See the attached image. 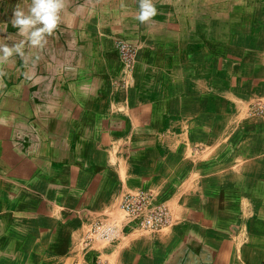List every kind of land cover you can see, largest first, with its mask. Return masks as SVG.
Returning a JSON list of instances; mask_svg holds the SVG:
<instances>
[{
  "label": "crops",
  "instance_id": "obj_1",
  "mask_svg": "<svg viewBox=\"0 0 264 264\" xmlns=\"http://www.w3.org/2000/svg\"><path fill=\"white\" fill-rule=\"evenodd\" d=\"M153 3L157 15L141 24L139 0H66L58 28L38 48L12 24L13 12H27L31 0H0V47L25 41L23 57L14 53L0 64V135L27 137L13 144L25 147L22 154L36 150L26 161L28 175L20 156L7 161L14 166L6 165L5 174L34 191L30 202L39 193L51 203L53 236L70 227L67 215L57 213L75 202L87 210L85 220L129 188L154 189L170 205L173 224L150 233L123 221L120 235L98 250L104 255L85 253L91 264L96 254L101 264H264V114L246 107L264 86V0ZM115 37L139 41L140 51L153 53L149 61L165 69L158 82L150 81L151 70H136V92L143 95L129 88L122 108L125 92H117L119 112L106 105L103 84L117 63L108 54ZM203 52L211 67L202 79ZM197 76L203 81L196 86ZM160 130L165 133L155 135ZM192 143L207 145L208 153L202 158L206 151H191ZM33 207L46 217L42 201ZM32 224L24 231L33 236L28 249L37 242L39 253L53 256L65 245L64 238L41 239L35 226L41 224Z\"/></svg>",
  "mask_w": 264,
  "mask_h": 264
},
{
  "label": "rangeland",
  "instance_id": "obj_2",
  "mask_svg": "<svg viewBox=\"0 0 264 264\" xmlns=\"http://www.w3.org/2000/svg\"><path fill=\"white\" fill-rule=\"evenodd\" d=\"M113 47L115 50L108 54H111L112 56L111 58L115 59L117 63L113 64L114 66L109 67L108 73L106 74L104 73L106 79L103 82V84L105 86L106 98L110 97L108 98V101H106V105L111 107L113 111L119 112L118 110L122 109L123 107L125 108L127 107V105H129L128 97L126 96V92L128 93V89L132 88L131 91L133 90L135 93H137L136 91L139 92L140 88L135 87V86L140 78L136 77L135 73H138V72L143 73L148 70H151L153 74H155V76L152 79L150 78V81L158 82L159 80L162 79L160 77L161 71L165 69H160L161 67L159 65L160 62L158 61L153 62L152 60L149 61L148 56L153 55V53L140 51L139 41L136 42V40H134L133 38L115 37L113 40ZM183 62L187 63L185 61ZM200 63H201V66L204 67V69L202 72H200L201 74L199 75L200 77H202V79L204 78L205 75H206L205 77L207 78L208 77L207 73L209 69L208 64L211 63L209 61L207 53L203 52V55L200 58ZM210 67H211V64H210ZM136 70H139V71L136 72ZM197 77L199 79L196 83V86L199 84L200 81H203V80H200L199 76ZM190 79L192 82L191 76H190ZM261 85L262 86L257 88L258 95H255V94L250 95V98L247 101V106H246L247 113H250L253 115L264 114V90H263L264 86H263V83ZM138 86H139V83H138ZM121 90L125 92L124 96H122L120 100L121 103H123L122 108L118 104L119 103L118 98H115V96H117L116 93L120 92ZM135 95L142 96L143 94L137 93ZM202 95H204L202 98L205 100L206 94L203 93ZM200 101H203V100H200ZM162 130L157 131L155 135L161 136L163 133H165ZM26 138L27 137H24V138L23 137L22 138L11 137L10 138V137L5 136L4 134L0 135V174L4 175V176L0 175V232H1L0 233V264H26L27 262L31 260L33 262L35 260V259L33 260V258L36 256L40 257V256H45V255L52 257V259L49 257H47L49 259H44V260L38 258L37 260L39 262L40 260H42L43 263L41 262V264H77L80 260L85 258V253L88 250L93 249V250L98 251L100 250L101 247H103L106 243H108V242H92L88 246H85V247L81 246L80 244L81 237L92 220H108L110 218H113L117 220L118 227H120V224L123 221L129 220V218L123 213V211H121L118 208V202H117V203L109 204L108 206L104 207L102 211L96 210L95 214H93L87 220H85L82 216V213L83 212L85 213L87 210L84 209L83 212H81L82 208L81 209L76 208V204H75L76 202H75L73 205V208H71L70 210L63 211L62 214L57 213L58 214L57 217H60V219L62 218L61 216L67 215V218L70 219V224H71L70 227H68V229L60 228L62 230L61 231L62 235L56 234L53 236V234L51 233V230L50 231L48 230L49 221L54 220L56 218V217H52L51 215H49L50 214L49 210L52 209V207H50L51 203L46 202V200L44 202L43 201L44 199L40 196L39 193H35L34 201L30 202L27 199L28 193L30 192L34 193V191L31 190V188L26 184H23V186L20 185V182L14 180L10 176V174L8 176L5 174L6 165H7V168L14 166L13 164H11L12 162L8 163L7 161L8 160L15 161L13 158H17L18 156H20L18 159H21L25 162L24 164H18V166L22 167L23 176L24 174L28 175V173L30 172L32 168V162L30 161V163H27L26 161L33 160V157L36 156V150L35 151L31 150V151H28L22 154V152L26 149L25 147L20 148L21 147L20 144L27 143ZM126 139L127 137L125 138V140ZM9 141H11L10 144L12 145L10 147H7L6 144ZM16 143H20L18 147L13 146V144H16ZM206 147L207 145H204V144H200V143L193 144L192 143V145L189 148L191 151L192 150L195 151V153L197 152L203 153L204 151H206ZM17 152H19L20 155H16ZM10 153H13V155L10 156ZM207 153L208 151L201 154L202 158ZM49 181L50 179L48 178L42 179L41 187L44 186L43 183H47ZM63 181L65 180H62L61 183H63ZM17 182L19 183V185ZM79 185H80L79 182H73V190L78 189ZM62 186H65V185H62ZM32 188H34V184H32ZM136 188H129V189L121 191L118 196V201L123 192L128 191V190L129 191L134 190ZM76 194L80 196V190L76 191ZM36 201L37 202L42 201V206L46 213V217L40 218L38 214L34 213L33 209L35 207H33V205L34 203H36ZM163 201L165 202V200ZM165 204L167 205L170 211V214H171V221L169 224L165 226H170L171 224L175 222V220L172 215L170 205L167 204L166 202ZM61 209H62V206H61ZM76 212L79 214V216H74ZM49 216H51L52 218H50ZM82 218H83V221L81 222ZM33 222L34 223L37 222L38 224H41V225H35L37 226V229L40 228L42 230L41 235H40L41 239L49 235L51 236L50 239H54L56 241H63V238L64 240L67 239V241L65 240L66 243L63 247H60L57 250H55L56 252H53L54 253L53 256L57 255L55 256L57 261L54 260V257L51 256V254H48V253L41 254L42 252L39 253L37 251L38 250L37 242H31L30 247H29L30 249L26 247L27 240H30V239L32 240L33 236L24 234V231L27 232L29 230H32ZM45 222H48V224H46ZM79 222H81L80 224L81 227L79 228V230L74 231L73 233L72 232L73 228L76 227L79 224ZM163 228L166 229L167 227L163 226L159 228L158 230H153V231H149L146 229H142V230L149 231L150 233H152L155 231H159ZM45 229L48 231L46 232ZM19 232H21V234ZM117 235H120V234H117ZM36 236L38 237V234L35 235L34 237ZM69 240L71 241L68 245ZM23 244L25 245L26 249L23 248L24 246ZM44 246H45L44 251L46 252L50 251L48 249L49 244H46ZM98 253H100V251H98ZM97 255L99 254H96V256ZM100 255L102 256L104 254L100 253ZM96 256L94 258V261L96 259ZM97 258L99 259V256H97Z\"/></svg>",
  "mask_w": 264,
  "mask_h": 264
},
{
  "label": "built area",
  "instance_id": "obj_3",
  "mask_svg": "<svg viewBox=\"0 0 264 264\" xmlns=\"http://www.w3.org/2000/svg\"><path fill=\"white\" fill-rule=\"evenodd\" d=\"M118 208L135 223L136 226L149 231L158 230L171 221L170 211L158 193L151 188L138 187L121 194ZM116 219L92 220L83 233L80 244L88 246L92 242H109L118 234ZM97 264H101L98 258ZM77 264H91L82 259Z\"/></svg>",
  "mask_w": 264,
  "mask_h": 264
},
{
  "label": "clouds",
  "instance_id": "obj_4",
  "mask_svg": "<svg viewBox=\"0 0 264 264\" xmlns=\"http://www.w3.org/2000/svg\"><path fill=\"white\" fill-rule=\"evenodd\" d=\"M66 7V0H31L27 12L18 7L13 12V27L26 37L32 47L43 48L47 44V37L53 35L61 22V12ZM157 15V8L153 0H139V13L136 19L145 23ZM25 41L21 40L12 47H0V64L5 63L15 53L24 56ZM5 73L0 71V77Z\"/></svg>",
  "mask_w": 264,
  "mask_h": 264
}]
</instances>
